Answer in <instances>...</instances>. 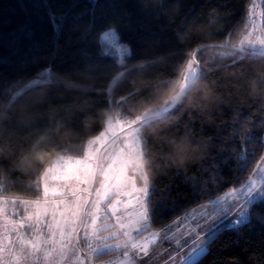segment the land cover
Segmentation results:
<instances>
[{"label":"trees","instance_id":"16d2710c","mask_svg":"<svg viewBox=\"0 0 264 264\" xmlns=\"http://www.w3.org/2000/svg\"><path fill=\"white\" fill-rule=\"evenodd\" d=\"M252 2L0 0V196L43 198L37 164L82 156L111 115L162 107L190 58L194 87L142 126L149 229L247 182L264 154V53L234 45ZM250 216L193 264H264V197Z\"/></svg>","mask_w":264,"mask_h":264},{"label":"snow or ice","instance_id":"6c2138e0","mask_svg":"<svg viewBox=\"0 0 264 264\" xmlns=\"http://www.w3.org/2000/svg\"><path fill=\"white\" fill-rule=\"evenodd\" d=\"M53 16L54 14H50V18ZM109 27L112 30L105 33L106 37H112L114 33L118 32L115 25ZM112 43L115 44V39L112 40ZM259 43L264 44V40H260ZM127 50L130 54V47ZM196 64L197 61L194 58L188 59L185 66L186 73L181 76L180 90L171 96L170 100L165 101L163 112H168L170 108L179 105L191 87H194V82L199 78ZM126 99L127 97L121 99L119 102L121 106ZM111 102L117 103L115 100ZM149 119L150 117L145 113L143 116H136L132 120L124 121L128 125L129 132V135L124 137L125 146L115 153L109 154V156L115 155L119 164L115 167L109 165L108 170L103 172L104 181L98 188L93 189L92 182L96 171L102 165L97 156L98 150L92 146L109 132L114 131L111 118L107 121L108 129L100 133L95 140L87 141L88 150L80 158L73 160L72 157H61L63 162L59 165L58 170L51 165L45 167L37 164L36 167L41 172L39 179L43 181L42 196L44 201L41 202L40 193L37 192L36 200L21 199L19 202L22 205L31 203L37 210L42 208L43 215L39 211L32 214L26 213L22 220H27L28 223L10 219L8 223L0 224V264H25L26 261H39L41 258L46 264H87L91 257H95L103 264L105 250L112 247L108 243L112 237L123 238L122 245L116 244V247L124 249L121 264H147L145 258L150 256V245L154 241L143 240L142 242L141 239L133 236V232L142 234L143 231H146L141 228V222L149 218L150 212L147 200L150 193L148 170L151 161L146 157L142 147L143 138L136 128L139 124L147 123ZM2 142L0 140V144ZM3 163L0 161V164ZM253 175L258 176L259 179L249 178L245 186L246 191L240 189L248 198L245 204L239 205L238 212L241 217L244 216L247 203H250L254 198L264 197V154L258 157ZM50 177L63 183L53 187L49 182ZM137 178L142 180V187L136 186ZM237 191L236 188L229 191L228 195L233 196L236 203H233L231 208L225 206L224 213H231L232 209L237 208L239 203V197H235ZM122 196L129 197V199L125 201L121 199ZM13 202L15 203V201ZM2 203H7V201H0V204ZM118 206H123L125 209L138 208L139 211L136 213L138 219L133 221V214L128 213L127 222H125V217L117 215V212L120 211ZM49 209H51L50 220L47 218ZM109 212L116 221L112 229L108 227ZM0 215L7 216L3 208H0ZM101 219H103L104 226L98 227L97 221ZM215 219L214 214H205L200 220H197L195 226L189 230L191 251L186 254L177 251L175 256L169 254L165 264H178V262L183 264L185 259H192L194 255H198V250L202 251L201 245L205 242V237L200 233L205 232V229L211 231ZM242 222L243 219L236 220V223ZM45 227L47 228L46 233L44 232ZM81 228L84 230L83 242L79 239ZM24 229H31V234L27 235L21 231ZM152 235L155 236L156 233H152ZM73 241L75 243H72ZM4 253L8 254L7 259H5ZM234 264H238V261Z\"/></svg>","mask_w":264,"mask_h":264},{"label":"rangeland","instance_id":"374dc122","mask_svg":"<svg viewBox=\"0 0 264 264\" xmlns=\"http://www.w3.org/2000/svg\"><path fill=\"white\" fill-rule=\"evenodd\" d=\"M263 5H264V0H253V2L251 3L249 7L247 24L244 27V30L242 31L239 40L235 42V45H234L235 47L240 48V49L246 48L255 53L256 52L264 53V44L259 43L260 40H264V27H263V20H262L263 12H264ZM104 38L108 39L110 42H112V40L115 39L114 35L112 37L104 36ZM118 47L120 46L118 45ZM196 68H197V64H196ZM184 73H186V68H185ZM181 84H182V79H181L180 87H181ZM180 87L178 89V92L180 90ZM163 106L156 110L145 111L142 115H139V116H143L145 113H147L150 119L154 118L156 115L164 113L162 111ZM109 118L112 119V128L114 129V131L109 132L108 135L102 138V140L94 143V145L92 146L94 149L98 150L97 156L100 158V162L102 165V167L96 171V175L92 182L93 189L100 187L101 183L104 181L103 172L108 170V167L110 164L113 165L114 167L119 164V160L117 159V157L115 155L109 156V154H113L118 149L123 148L125 146L124 137L129 135V132H128V125L124 123V121L132 120L135 117L130 119L122 115L121 116L111 115ZM144 124L145 123H142L136 126V128L140 132V135L143 129L142 126ZM121 125H123V128H121ZM108 127L109 126L107 123L104 131L108 129ZM98 136L91 138V140H95V138ZM88 147L89 146L87 145L85 152L88 150ZM142 147H143V144H142ZM61 157H64V158L72 157L74 160V159L80 158L81 156H73L67 153L60 154L58 157L54 159V161L50 165L58 170L59 165L63 162L61 160ZM250 178L259 179V177L254 176L253 173L251 174ZM248 180L243 185L239 186V188H236L238 191L235 193V197H239V203L237 204L236 209H232L231 213L223 212V208L225 206L231 208L232 204L236 203V200L234 199V197L228 195L230 191L229 190L224 195H221L217 197L216 199L208 201L205 204L200 205L199 207H196L193 210L188 211L187 213L183 214V216L176 218V220L172 221V223L169 224L168 226L161 228V230L149 229L150 227L149 218L146 221H142L141 228L146 229V231H143L142 234L139 232H133V236L137 237V239H141L142 242L143 240L154 241V243L150 245V256L148 258H145L147 264H165V261L168 260L169 258V254L175 256L177 254V251L184 253V254L190 252L192 244H191V238L189 237V230L192 229L195 226L197 220H200V218L205 214H214L216 216L212 229L211 231H208V229H205V232L200 233L201 236L205 237V242L201 245L202 251L198 250L199 252L198 255H194L192 259H185L183 264H193L196 261V259L204 255L207 250V242L209 241L210 238L217 235L219 231L225 228H228L229 226L241 225V223H236V220L238 219H243L242 223L248 221L251 217L250 208L252 206V203L263 198V197H259V198L252 199L250 203L246 204V207L244 209V216L243 217L240 216L238 212L239 205L245 204L246 200L248 199L246 196H244L243 191H240V189H244L246 191L245 186L247 185ZM49 182L51 186L53 187H56L57 185L63 183L62 181L55 180L52 177H50ZM135 183L138 188L143 186V182L139 178H137ZM92 198L94 199V196ZM121 199L127 201L129 197L122 196ZM20 200L21 199H17V198L9 199V198L0 196V201H7V203L0 204V208H3L4 212L7 214V216L0 215V224L8 223L10 219L15 220L16 222L28 223L27 220H22V217H24L26 213L32 214L36 211H39L40 214L43 215L42 208L37 210L35 206L31 203L28 205H22L19 202ZM25 200L34 201L36 199L33 198V199H25ZM13 201H15V203ZM43 201H44V198H41L42 203ZM118 207L120 208V211L117 212V215L125 217V222H127L128 213L133 214L132 215L133 221L138 219V216L136 215V213L139 211L138 208L125 209L123 208V206H118ZM109 217L110 219L108 221V227L112 229V226L116 224V221H115V218L111 216L110 212H109ZM47 218L49 220L51 219V209H49ZM97 225L98 227H103L104 226L103 219L98 220ZM197 231L199 230L197 229ZM44 232L45 233L47 232L46 227L44 228ZM152 233H156V235L153 236ZM25 234L30 235L31 229H28V231H26ZM105 235H107V233H105ZM113 238L114 239L109 240L108 243L112 245L111 248L118 249L119 251L118 255L116 259H114L113 261L112 260L105 261L103 262V264H121V261L123 260V256H122V253L124 251L123 247H119V248L116 247L117 243H120L121 245L123 244V238L122 237H113ZM79 239L83 242V239H84L83 228L79 230ZM72 243H75V241H73ZM77 247H79V245H77ZM85 251H87L86 248H85ZM69 255H71V253H69ZM4 257L5 259H7L8 254L4 253ZM92 259L93 257H91L87 261V263L92 262ZM25 264H46V262L43 261V259L41 258L39 261H36V260L26 261Z\"/></svg>","mask_w":264,"mask_h":264},{"label":"crops","instance_id":"0c3cea01","mask_svg":"<svg viewBox=\"0 0 264 264\" xmlns=\"http://www.w3.org/2000/svg\"><path fill=\"white\" fill-rule=\"evenodd\" d=\"M109 229H111V228L109 227ZM21 231L26 232V231H28V229H24V230H21ZM113 239L114 238L112 237L109 240H113ZM105 252H112V254L109 257L104 258L103 262L111 261V260L113 261L114 259H116L119 251H118V249L110 248V249H106ZM100 263H102L100 260H98L95 257H93L92 262H88L87 264H100Z\"/></svg>","mask_w":264,"mask_h":264},{"label":"clouds","instance_id":"9594fccd","mask_svg":"<svg viewBox=\"0 0 264 264\" xmlns=\"http://www.w3.org/2000/svg\"><path fill=\"white\" fill-rule=\"evenodd\" d=\"M184 157H182L178 162H180V163H183L184 162Z\"/></svg>","mask_w":264,"mask_h":264}]
</instances>
